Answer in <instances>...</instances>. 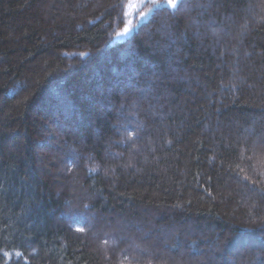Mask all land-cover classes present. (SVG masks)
I'll use <instances>...</instances> for the list:
<instances>
[{
    "label": "trees",
    "instance_id": "1",
    "mask_svg": "<svg viewBox=\"0 0 264 264\" xmlns=\"http://www.w3.org/2000/svg\"><path fill=\"white\" fill-rule=\"evenodd\" d=\"M134 1L0 0V264H264V0Z\"/></svg>",
    "mask_w": 264,
    "mask_h": 264
},
{
    "label": "snow or ice",
    "instance_id": "2",
    "mask_svg": "<svg viewBox=\"0 0 264 264\" xmlns=\"http://www.w3.org/2000/svg\"><path fill=\"white\" fill-rule=\"evenodd\" d=\"M128 6L132 7L133 5L130 3ZM167 6H169L171 9H173L174 10L173 14H175V12L182 10V7L187 8L188 5L186 2L183 5H181V0H167ZM156 7H161V6L157 5ZM141 15L143 18L146 19L148 14L147 13H141ZM131 32H132L131 28H125L122 33H119V35L126 37V36L130 35Z\"/></svg>",
    "mask_w": 264,
    "mask_h": 264
},
{
    "label": "rangeland",
    "instance_id": "3",
    "mask_svg": "<svg viewBox=\"0 0 264 264\" xmlns=\"http://www.w3.org/2000/svg\"><path fill=\"white\" fill-rule=\"evenodd\" d=\"M147 1H150V0H135L133 3H132V7H129V15H130V17H131V19H132V17L134 18V16H132V14L134 13V11H135V9L137 8H139L140 6H142L144 3H146ZM148 16V15H147ZM142 19H145V18H143L142 17ZM126 28H131V29H133L132 28V26H131V20L129 21V23H128V26L126 27ZM123 32V31H122ZM122 32H120V33H122ZM132 33V32H131ZM129 36V35H128ZM128 36H126V37H124V36H121V35H117V37H116V41H122V40H124V39H126ZM54 160V159H53Z\"/></svg>",
    "mask_w": 264,
    "mask_h": 264
}]
</instances>
